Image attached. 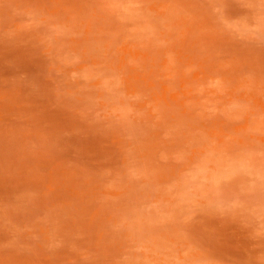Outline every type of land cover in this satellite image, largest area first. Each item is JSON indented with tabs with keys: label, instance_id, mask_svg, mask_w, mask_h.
Listing matches in <instances>:
<instances>
[{
	"label": "rangeland",
	"instance_id": "1",
	"mask_svg": "<svg viewBox=\"0 0 264 264\" xmlns=\"http://www.w3.org/2000/svg\"><path fill=\"white\" fill-rule=\"evenodd\" d=\"M0 264H264V0H0Z\"/></svg>",
	"mask_w": 264,
	"mask_h": 264
}]
</instances>
